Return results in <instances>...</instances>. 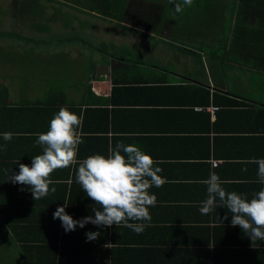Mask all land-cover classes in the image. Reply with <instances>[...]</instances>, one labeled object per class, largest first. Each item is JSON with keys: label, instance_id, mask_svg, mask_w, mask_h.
Wrapping results in <instances>:
<instances>
[{"label": "crops", "instance_id": "crops-1", "mask_svg": "<svg viewBox=\"0 0 264 264\" xmlns=\"http://www.w3.org/2000/svg\"><path fill=\"white\" fill-rule=\"evenodd\" d=\"M155 1L166 12L151 31L104 21L83 0H0V133L14 134L0 151V264H264V241L251 244L226 208L199 211L210 172L248 199L264 187L252 162L264 158V38L232 47L239 0H193L180 13ZM251 10L247 25L264 28V0ZM251 72L261 83L247 82ZM61 107L82 121L78 161L123 143L162 169L142 234L91 223L65 233L53 220L58 206L75 220L99 207L76 182L78 164L55 170L56 191L39 200L8 181L17 161L42 154L34 134ZM89 231L100 234L86 241Z\"/></svg>", "mask_w": 264, "mask_h": 264}, {"label": "clouds", "instance_id": "clouds-1", "mask_svg": "<svg viewBox=\"0 0 264 264\" xmlns=\"http://www.w3.org/2000/svg\"><path fill=\"white\" fill-rule=\"evenodd\" d=\"M169 3L180 13L184 6L191 7L193 0H169ZM81 128L80 117L61 107L50 119L47 131L34 134L37 137L35 144L41 146L42 154L31 158V166L17 161L19 171L11 174L8 181L27 186L33 200H39L50 191H56L55 187H49L55 183L51 179L55 170L78 164L76 182L99 207L92 209L94 218L85 216L75 220L66 213V205L58 206L52 214L53 220L59 219L65 233L91 223L97 227L123 225L136 234H142L146 226L142 222L151 221L149 209L157 203L155 194H151L149 189L153 186L160 188L166 182L159 175L162 169L156 167L154 159L138 146L123 143H117L107 157L94 154L78 161L79 145L83 143ZM0 136L5 141V144H0V151H6L7 142L13 139L14 134L4 132ZM252 162L258 165V183L264 185V158L253 159ZM204 184L207 195L199 208L201 215H208L217 207L226 208L231 213L230 225L239 226L251 244L257 240L264 241V187L248 199L244 194L226 191L222 187L223 181L214 171L209 173ZM23 190L21 187L20 191ZM222 219L227 220L228 216ZM99 234L98 231L86 232V241L97 239Z\"/></svg>", "mask_w": 264, "mask_h": 264}, {"label": "trees", "instance_id": "trees-1", "mask_svg": "<svg viewBox=\"0 0 264 264\" xmlns=\"http://www.w3.org/2000/svg\"><path fill=\"white\" fill-rule=\"evenodd\" d=\"M83 2L86 5L94 3L93 5H96V14L118 21H125L133 27L151 31L159 29L166 12L165 7L156 3L155 0H83ZM239 3L240 7L232 33L231 45L232 47H236L247 42L252 46L250 44L252 38H264V28L247 25L249 15L254 16L258 14L251 10L255 0H239ZM261 67H264V64ZM226 99L232 103L234 102L230 97H226ZM239 103L242 104V102ZM215 108L218 109V107ZM260 111L264 114V108H260Z\"/></svg>", "mask_w": 264, "mask_h": 264}, {"label": "rangeland", "instance_id": "rangeland-1", "mask_svg": "<svg viewBox=\"0 0 264 264\" xmlns=\"http://www.w3.org/2000/svg\"><path fill=\"white\" fill-rule=\"evenodd\" d=\"M14 0H9V3L13 2ZM101 19H103L104 21H113V18H111L112 20L108 19L109 17H106V16H102V15H99ZM95 20H90V23L91 22H94ZM192 31L191 33H186V35H195V36H205V35H208V34H213L214 36L218 35L220 36V33H222V28L221 29H218V28H213L212 30H208V28H191ZM5 30H8V31H13L14 29L13 28H6ZM86 34H89L91 36V30L90 31H87V30H84ZM225 32H228V29H224ZM176 33H174L175 35ZM87 37V36H85ZM225 58V56H224ZM252 63L255 64V61H251ZM250 61L247 62V61H244V65L245 67H253L252 66V63ZM258 62H261V61H258ZM262 78L257 76L256 72H251L249 73L248 75V79H247V82L249 83H253V80H254V83H261L260 80ZM215 161V163L217 164V161L216 160H213ZM212 161V163H213ZM214 165V164H213Z\"/></svg>", "mask_w": 264, "mask_h": 264}, {"label": "built area", "instance_id": "built-area-1", "mask_svg": "<svg viewBox=\"0 0 264 264\" xmlns=\"http://www.w3.org/2000/svg\"><path fill=\"white\" fill-rule=\"evenodd\" d=\"M216 108L215 107H212L211 110L214 111ZM213 164L215 165V161H213Z\"/></svg>", "mask_w": 264, "mask_h": 264}]
</instances>
